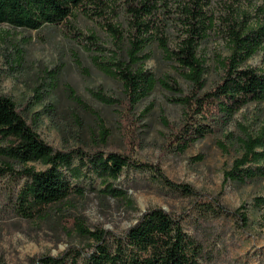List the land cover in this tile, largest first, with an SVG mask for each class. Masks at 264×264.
<instances>
[{"label": "rangeland", "instance_id": "374dc122", "mask_svg": "<svg viewBox=\"0 0 264 264\" xmlns=\"http://www.w3.org/2000/svg\"><path fill=\"white\" fill-rule=\"evenodd\" d=\"M139 24L148 25L151 32L160 30L171 45L186 31L200 29L209 89L220 79L218 59L230 54L232 31L244 33L264 24V0H90L62 25L38 31L0 25V95L11 97L28 119L39 115L37 132L52 147L84 145L87 151L131 152L139 161L159 165L169 180L191 186L197 195L187 196L167 186L150 171L126 169L115 188L125 190L127 196L112 197L91 173L72 181L84 190L83 195L74 193L55 205L45 219L31 221L16 211L18 195L27 182L16 165L15 172L0 173V264H36L32 260L42 254L58 256L73 246L85 250L78 264H86L89 241L70 228L69 218L83 219L90 230L112 231L108 241L113 244L152 207L169 212L201 244L204 264H264V208L255 205L256 198H264V180L246 185L225 180V172L242 154L237 139L245 131L256 134L264 124V102L247 105L227 129L177 153L168 145L171 130L163 119L175 127L181 123L183 109L172 101L179 94L158 83L134 112L140 120L137 139L126 142L122 108L106 105L93 94L123 100L122 85L105 75L94 59H109L116 53L123 60L129 35ZM110 26L119 29L122 39H113ZM20 50L22 63L17 62ZM149 52L146 69L187 93L189 83L178 65L167 60L155 42ZM247 64L264 68V50ZM70 89L96 114L79 106ZM101 125L108 131L106 144L100 140ZM27 167L46 169L40 163ZM216 200L228 212H220ZM242 206L249 219L244 229L232 215Z\"/></svg>", "mask_w": 264, "mask_h": 264}, {"label": "trees", "instance_id": "16d2710c", "mask_svg": "<svg viewBox=\"0 0 264 264\" xmlns=\"http://www.w3.org/2000/svg\"><path fill=\"white\" fill-rule=\"evenodd\" d=\"M90 0H0V25L14 29L38 31L46 26L62 25ZM135 33L129 35L125 48V58L119 59L112 53L109 59L96 56L94 61L107 76L119 81L123 88V100L94 92L102 103L122 108L121 129L124 139L134 143L137 139L139 121L134 116L140 101L147 98L159 83L167 91L179 94L172 101L183 109L182 121L178 126H165L171 130L167 142L172 150L184 153L200 140L227 129L235 116L251 103L264 102V68L256 69L247 63L264 50V24L244 33L232 31L230 54L219 58L221 71L219 81L206 88V58L201 55L200 40L204 38L200 29L186 31L172 45L159 30L151 32L148 25H137ZM113 39L120 40L119 29L110 26ZM90 39H95L91 36ZM155 42L167 60L175 62L183 71L189 83L184 93L174 82L170 84L158 80L146 69L151 59L149 46ZM18 63L24 55L18 52ZM75 102L89 113L96 112L75 91L70 89ZM51 111V109L49 110ZM39 115L28 119L11 97L0 95V173L15 172L27 178L20 191L16 211L24 219L35 221L45 219L57 204L67 200L74 193L84 194L72 181L95 175L105 187L104 192L112 197L126 198L127 192L115 188V183L124 170L150 171L153 176L167 186L187 196L197 192L189 185L177 184L168 179L159 165L135 159L131 152L102 151L100 148L86 150L84 145L77 148L56 149L45 142L37 132ZM108 131L101 125L100 140L106 144ZM242 154L233 161L231 169L225 172V180L246 185L264 180V124L256 134L246 131L237 139ZM30 163H40L44 170L27 167ZM256 207L264 208V198H256ZM222 213L226 207L216 200ZM244 206L232 212L239 226L247 227L249 219L242 212ZM70 228L89 241L90 253L86 264H204L202 246L188 236L180 221L161 207H152L143 212L137 221L125 230L121 237L110 244L109 230H90L83 219L69 218ZM84 249L70 247L58 256L50 253L33 259L36 264H78Z\"/></svg>", "mask_w": 264, "mask_h": 264}]
</instances>
